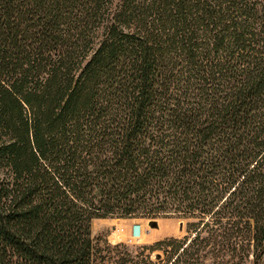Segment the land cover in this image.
Returning <instances> with one entry per match:
<instances>
[{
  "label": "trees",
  "instance_id": "trees-1",
  "mask_svg": "<svg viewBox=\"0 0 264 264\" xmlns=\"http://www.w3.org/2000/svg\"><path fill=\"white\" fill-rule=\"evenodd\" d=\"M167 217L165 264L264 262V0H0V264Z\"/></svg>",
  "mask_w": 264,
  "mask_h": 264
},
{
  "label": "rangeland",
  "instance_id": "rangeland-1",
  "mask_svg": "<svg viewBox=\"0 0 264 264\" xmlns=\"http://www.w3.org/2000/svg\"><path fill=\"white\" fill-rule=\"evenodd\" d=\"M155 221L157 226L152 228L149 226L150 220L145 219H94L91 222V238L98 250L97 264H130L129 258L137 261L144 257H148L152 264H165L169 250L156 248V243L165 239H182L188 235L190 220L167 217ZM134 224L140 225V235L136 237L132 235ZM154 254H159L161 260L156 261Z\"/></svg>",
  "mask_w": 264,
  "mask_h": 264
},
{
  "label": "water",
  "instance_id": "water-1",
  "mask_svg": "<svg viewBox=\"0 0 264 264\" xmlns=\"http://www.w3.org/2000/svg\"><path fill=\"white\" fill-rule=\"evenodd\" d=\"M149 226L152 227V228H156L157 224H156V221H150L149 222ZM180 229H182V224L179 225ZM139 229H140V225L138 224H134L132 226V235L135 237V236H138L139 234Z\"/></svg>",
  "mask_w": 264,
  "mask_h": 264
},
{
  "label": "bare ground",
  "instance_id": "bare-ground-1",
  "mask_svg": "<svg viewBox=\"0 0 264 264\" xmlns=\"http://www.w3.org/2000/svg\"><path fill=\"white\" fill-rule=\"evenodd\" d=\"M138 235H140V229H139V234ZM136 237V236H135Z\"/></svg>",
  "mask_w": 264,
  "mask_h": 264
}]
</instances>
